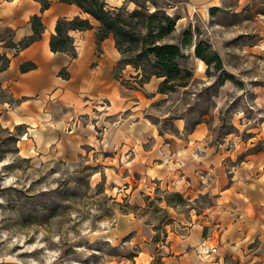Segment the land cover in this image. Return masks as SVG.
I'll use <instances>...</instances> for the list:
<instances>
[{
  "label": "rangeland",
  "instance_id": "1",
  "mask_svg": "<svg viewBox=\"0 0 264 264\" xmlns=\"http://www.w3.org/2000/svg\"><path fill=\"white\" fill-rule=\"evenodd\" d=\"M104 2L126 19L123 62L136 71L139 65L143 75L156 72L153 57L144 55L145 42L171 18L172 31L157 43L175 44L181 52L180 73L172 79L185 86L164 93L168 106L178 102L175 116L189 128L208 125L217 146L225 140L232 151L264 152V0H218L204 7L185 0ZM197 46L219 64L197 58ZM12 101L1 88L0 103ZM69 123L75 128L89 121L81 115ZM71 124L35 136L26 126L0 123V264L240 263L182 242L206 200L187 201L133 169L114 166L105 142L95 152L80 143L75 149L68 139ZM101 134L96 130L98 139ZM52 135L58 140L47 149Z\"/></svg>",
  "mask_w": 264,
  "mask_h": 264
},
{
  "label": "crops",
  "instance_id": "2",
  "mask_svg": "<svg viewBox=\"0 0 264 264\" xmlns=\"http://www.w3.org/2000/svg\"><path fill=\"white\" fill-rule=\"evenodd\" d=\"M47 1L42 9L37 0H0V52L10 58L8 68L0 72V89L13 100L0 103L2 126L23 125L27 135H49L85 116L89 123H78L76 129L72 123L68 133L75 149L80 143L95 152L105 142L108 158L117 162L114 166L133 169L143 180L175 190L187 201H207L182 238L191 250L199 246L211 255L240 259L239 264H264V152L232 151L225 140L217 146L205 123L189 128L174 115L178 102L168 106V95L158 92L160 79L137 85L139 71L129 65L117 68L121 54L112 35L97 42L95 20L74 4ZM185 1L204 7L218 0ZM33 15L43 26L41 37L14 54L12 46L33 34ZM75 16L89 18L93 25L70 32L75 58L52 52L49 40L57 20ZM5 30L10 37L3 36ZM27 62L35 67L21 72V64ZM61 70L67 78L59 75ZM48 140L47 149L58 138L52 135ZM211 242L215 244L209 246Z\"/></svg>",
  "mask_w": 264,
  "mask_h": 264
},
{
  "label": "trees",
  "instance_id": "3",
  "mask_svg": "<svg viewBox=\"0 0 264 264\" xmlns=\"http://www.w3.org/2000/svg\"><path fill=\"white\" fill-rule=\"evenodd\" d=\"M37 1L41 3L42 9H46L49 5V2L47 0ZM61 1L68 4H74L83 13L87 14L90 18L97 22V42H100L107 38L109 35H112L115 43V48L120 54H123V51H121V46L123 37L126 36V31L123 28V24L126 22V19L120 16L119 13H114L113 11L106 9L104 0ZM132 14H140V12L134 11ZM166 20L168 22V27L159 28L158 32L155 34L156 36H149L151 40L146 41L144 46V55L153 57L154 61L152 63V66L156 69V72H150L145 75L139 72V79L141 81V84L148 82L152 78L161 79L158 85V92L160 93L172 92L174 91L175 87L185 86L183 82L172 79V77L180 73V70L178 69V65L176 63L177 59L181 55L180 48L175 44L157 43L159 39H161L164 35L170 33L173 29L174 23L171 21V18L167 17ZM148 22L149 21H147L146 23L148 24ZM30 25L33 34L12 46V48L15 49V51L13 52L14 54L41 37L43 26L38 15H33L30 18ZM92 28L93 25L91 24L89 18H81L79 16H75L71 19L59 18L55 25V33L51 35L49 40L50 50L52 52L67 53L71 58H75L76 53L73 45V38L70 36V32L86 31ZM195 55L206 64H209L212 61L211 59L217 61V63L219 64V59L217 56L209 59L207 56L202 55V51L198 46L195 48ZM9 61L10 58L5 53L0 52V72L8 68ZM120 64H122V66L131 65V63L129 62H123L122 58L118 62V65ZM34 67L35 65L33 63H23L20 66V71L26 72L33 69ZM133 67L140 71L139 65ZM60 75L63 78H67L68 76L67 73L65 75Z\"/></svg>",
  "mask_w": 264,
  "mask_h": 264
},
{
  "label": "built area",
  "instance_id": "4",
  "mask_svg": "<svg viewBox=\"0 0 264 264\" xmlns=\"http://www.w3.org/2000/svg\"><path fill=\"white\" fill-rule=\"evenodd\" d=\"M14 50H15V49H14ZM14 50H13V51H14Z\"/></svg>",
  "mask_w": 264,
  "mask_h": 264
}]
</instances>
